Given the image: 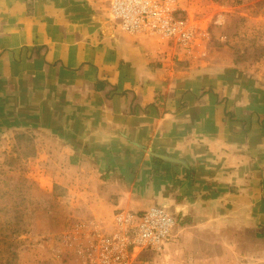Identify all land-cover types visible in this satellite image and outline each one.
Wrapping results in <instances>:
<instances>
[{
    "label": "crops",
    "instance_id": "obj_1",
    "mask_svg": "<svg viewBox=\"0 0 264 264\" xmlns=\"http://www.w3.org/2000/svg\"><path fill=\"white\" fill-rule=\"evenodd\" d=\"M111 1L0 0V143L25 135L106 232L159 206L171 235L264 250V88L226 49L124 33Z\"/></svg>",
    "mask_w": 264,
    "mask_h": 264
},
{
    "label": "rangeland",
    "instance_id": "obj_2",
    "mask_svg": "<svg viewBox=\"0 0 264 264\" xmlns=\"http://www.w3.org/2000/svg\"><path fill=\"white\" fill-rule=\"evenodd\" d=\"M177 1L207 21L206 47L226 49L225 56L264 88V0ZM20 145L0 143V264H99L93 247L106 230L83 212L76 192L54 188L52 169L40 156L34 163L27 140ZM136 254L123 264H264L263 247L250 240L192 229L170 235L159 251Z\"/></svg>",
    "mask_w": 264,
    "mask_h": 264
},
{
    "label": "built area",
    "instance_id": "obj_3",
    "mask_svg": "<svg viewBox=\"0 0 264 264\" xmlns=\"http://www.w3.org/2000/svg\"><path fill=\"white\" fill-rule=\"evenodd\" d=\"M109 15L124 33L169 42L185 57L203 59L206 55L207 21L181 9L177 0H112ZM175 224L176 219L159 206L141 214L119 213L111 230L100 236L93 247L96 261L123 264L130 253L159 251Z\"/></svg>",
    "mask_w": 264,
    "mask_h": 264
},
{
    "label": "trees",
    "instance_id": "obj_4",
    "mask_svg": "<svg viewBox=\"0 0 264 264\" xmlns=\"http://www.w3.org/2000/svg\"><path fill=\"white\" fill-rule=\"evenodd\" d=\"M17 144H18V147H21V145H20V143L22 142V141H25V140H27V142H28V144L30 143V140L28 139V138H26L25 137V135H19L17 138ZM30 146H31V143H30ZM33 149V148H32ZM33 152V151H32ZM54 188H56L55 186H54Z\"/></svg>",
    "mask_w": 264,
    "mask_h": 264
}]
</instances>
